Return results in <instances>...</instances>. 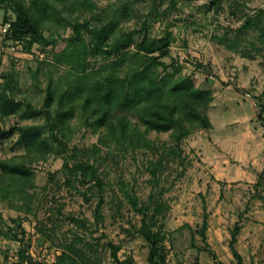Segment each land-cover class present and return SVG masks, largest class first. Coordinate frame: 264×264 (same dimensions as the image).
I'll list each match as a JSON object with an SVG mask.
<instances>
[{
	"label": "rangeland",
	"instance_id": "374dc122",
	"mask_svg": "<svg viewBox=\"0 0 264 264\" xmlns=\"http://www.w3.org/2000/svg\"><path fill=\"white\" fill-rule=\"evenodd\" d=\"M23 1L29 5L32 0ZM91 2L94 7L75 6L72 14L69 2L54 0V5L61 16L86 20L91 27L113 20L118 32L134 33V43L144 36L140 32L144 23L149 39L170 32V57L161 61L178 66L179 75L190 76L197 88L211 90L213 101L205 112L212 128L193 127L177 144L172 132L146 130L133 115L128 117L131 131L145 136L152 148L123 150L124 143L108 130L94 133L76 116L63 140L64 149L54 144V151L33 157L28 197H2L10 180L0 174V264H20L21 252L23 264H54L63 253L76 264H119L128 258L129 264H149V247L138 232L141 216L126 193L139 205L150 195L162 205L152 231L159 234L164 264H236L228 246L236 222L242 228L235 248L243 264H264V52H258L260 44H251L255 30L236 33L247 18L264 24V0H220L208 10L210 0ZM5 18L11 20L14 14L3 6L0 83L3 74L14 72L21 91L16 98L40 109L50 79L57 88L66 87L70 67L57 58L72 36L71 27L61 19L49 22L44 35L56 44H35L27 51L23 42L4 37ZM236 36L237 42L229 44L227 39L234 41ZM84 37L89 45L90 38ZM127 51L136 52L135 44ZM114 59L88 55V69L97 70ZM15 124L41 125L48 136L44 116L28 121L12 116L0 127ZM101 136L107 141L101 142ZM16 139L17 135L0 144V161L24 154L23 148L14 146ZM161 158L155 187L150 170ZM82 162L97 168L104 183L100 189L86 191L78 175L68 171ZM205 214L203 241L198 231ZM114 247H119L118 262L112 257Z\"/></svg>",
	"mask_w": 264,
	"mask_h": 264
},
{
	"label": "trees",
	"instance_id": "16d2710c",
	"mask_svg": "<svg viewBox=\"0 0 264 264\" xmlns=\"http://www.w3.org/2000/svg\"><path fill=\"white\" fill-rule=\"evenodd\" d=\"M87 10L94 7L91 0H61ZM190 1V0H188ZM220 0H210L207 10L214 7ZM4 6L11 10L14 18L8 22L9 28L5 34L6 39L21 41L25 50L30 51L37 44L42 47L53 46L56 40L47 38L44 30L52 21L65 22L71 27L72 36L68 38L65 50L58 56L57 62L67 64L70 67L66 87L57 88L52 79L46 87V96L40 109H36L30 103L18 100L16 95L20 93L18 76L13 72L3 74L0 83V122L12 116H18L21 121H28L44 116L48 127V136H45L43 126L28 124H15L8 129L0 127V144L17 135L14 146L21 147L24 154L8 161H0V174L10 182L6 185V191L2 197L29 196L26 188L31 182L33 173L28 168L36 154L43 156L47 152L54 151V144L65 148L66 133L71 130L70 122L76 116L81 123L96 133L100 128L109 131L110 136L124 143L123 150L128 148H152L150 142L137 130L131 131L128 117L136 116L146 130L156 132H172L174 141L179 142L186 138L194 128L206 130L212 125L205 110L213 101V94L209 89L197 88L190 76H181L178 66L167 65L164 58L170 57L172 34L166 31L160 37L149 39L145 34L148 30L144 23L140 32L144 33L141 41L134 43V33L117 31L115 21L107 24L91 27L89 22L79 21L78 18L69 20L70 17L61 16L60 10L54 5V0H32L29 5L23 0H0V9ZM120 7H117L116 11ZM127 16L128 11H120ZM61 19V21H59ZM4 23V24H5ZM255 30L256 41L252 45L260 44L258 52H264V24L247 18L236 30V33H244ZM84 35L90 38L87 45ZM225 36V35H224ZM237 36L234 41L237 42ZM135 44L136 52L127 50ZM254 46V47H255ZM228 48H231L230 46ZM89 51V53H88ZM88 55L93 57L116 59L111 60L97 70L88 69ZM44 58V56H43ZM157 67H161L164 74L161 75ZM172 68V71H167ZM179 75V76H178ZM258 118L262 120L261 115ZM108 137L101 136L100 141L106 142ZM44 158V157H43ZM162 159L155 163L150 170L153 185L158 186L157 173L162 165ZM64 168L67 165L64 163ZM68 169V168H67ZM79 182L86 187H98L104 185L99 177L97 168L86 162L78 163L68 169ZM162 190V189H161ZM161 192L159 194L161 195ZM126 197L133 208L141 216L139 235L149 247L147 262L149 264H164L165 257L162 254L159 234L152 231L155 215L162 211V205L150 195L148 201L139 205L135 197L126 193ZM153 206V207H152ZM100 207L98 203L97 210ZM153 213L148 218V212ZM75 224L84 225L76 219H71ZM241 225L236 222L230 232L229 250L236 264H243L242 257L237 252L235 244L241 231ZM207 229V217L201 225L198 234L205 241ZM161 237V236H160ZM119 247H114L113 260L117 261L116 253ZM24 255H19L20 264H23ZM131 258L119 262L129 264ZM54 264H76V259L63 253ZM198 264V263H196Z\"/></svg>",
	"mask_w": 264,
	"mask_h": 264
},
{
	"label": "built area",
	"instance_id": "2783aa9c",
	"mask_svg": "<svg viewBox=\"0 0 264 264\" xmlns=\"http://www.w3.org/2000/svg\"><path fill=\"white\" fill-rule=\"evenodd\" d=\"M3 28L5 30L4 32H7L8 28H9V24L6 23ZM41 56H42L41 58H43L44 55H41Z\"/></svg>",
	"mask_w": 264,
	"mask_h": 264
}]
</instances>
